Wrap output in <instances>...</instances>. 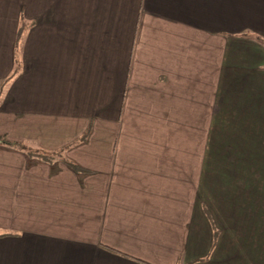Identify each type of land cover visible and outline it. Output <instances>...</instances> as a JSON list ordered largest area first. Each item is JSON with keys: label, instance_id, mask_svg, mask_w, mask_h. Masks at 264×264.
I'll list each match as a JSON object with an SVG mask.
<instances>
[{"label": "crops", "instance_id": "crops-1", "mask_svg": "<svg viewBox=\"0 0 264 264\" xmlns=\"http://www.w3.org/2000/svg\"><path fill=\"white\" fill-rule=\"evenodd\" d=\"M0 264H264V0H0Z\"/></svg>", "mask_w": 264, "mask_h": 264}, {"label": "rangeland", "instance_id": "rangeland-1", "mask_svg": "<svg viewBox=\"0 0 264 264\" xmlns=\"http://www.w3.org/2000/svg\"><path fill=\"white\" fill-rule=\"evenodd\" d=\"M222 152H224V154H222ZM225 154H226L225 151H222L221 150L220 163H223L224 165H227L228 162H229L230 163V166L232 165V169L233 170H234V168H237V166H239V168H241L240 165H238L239 162L237 161L236 156L234 154H232L230 157L228 155H225ZM206 199L207 198H205V200ZM206 202H207V204L210 205V201L209 200H206ZM252 222L254 223V221H252ZM246 226H247V223H246Z\"/></svg>", "mask_w": 264, "mask_h": 264}, {"label": "trees", "instance_id": "trees-1", "mask_svg": "<svg viewBox=\"0 0 264 264\" xmlns=\"http://www.w3.org/2000/svg\"><path fill=\"white\" fill-rule=\"evenodd\" d=\"M35 156H38V157H41V158H43L44 160H48L49 158V156H46V155H44V154H37V155H35ZM74 170H79L80 168L79 167H77V166H75V165H73V164H71V163H68Z\"/></svg>", "mask_w": 264, "mask_h": 264}]
</instances>
